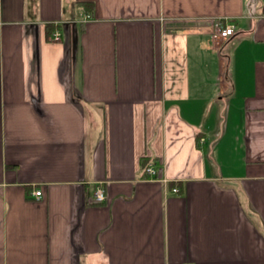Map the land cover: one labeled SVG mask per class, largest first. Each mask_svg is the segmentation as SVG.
Returning <instances> with one entry per match:
<instances>
[{"label": "crops", "instance_id": "obj_1", "mask_svg": "<svg viewBox=\"0 0 264 264\" xmlns=\"http://www.w3.org/2000/svg\"><path fill=\"white\" fill-rule=\"evenodd\" d=\"M0 264H264V0H0Z\"/></svg>", "mask_w": 264, "mask_h": 264}, {"label": "built area", "instance_id": "obj_2", "mask_svg": "<svg viewBox=\"0 0 264 264\" xmlns=\"http://www.w3.org/2000/svg\"><path fill=\"white\" fill-rule=\"evenodd\" d=\"M89 17V15H88ZM236 32V25L232 22H219L216 24V27H215V35L216 37H219V38H227V37H230L232 35H234ZM53 38L55 40H60L61 39V33L59 31H55L54 35H53ZM146 174L153 178V179H158L159 178V174H160V170L159 168L156 166V164L154 162H150L148 164V166L146 167ZM174 191H177L178 188L175 187L173 189ZM35 195L38 199L41 198L42 196V190H36L35 192ZM107 199V191H106V188L104 187V185H99L97 188H96V191L94 193V201L96 203H102L104 202L105 200Z\"/></svg>", "mask_w": 264, "mask_h": 264}, {"label": "trees", "instance_id": "obj_3", "mask_svg": "<svg viewBox=\"0 0 264 264\" xmlns=\"http://www.w3.org/2000/svg\"><path fill=\"white\" fill-rule=\"evenodd\" d=\"M84 4L87 5V6H91L93 3L90 2V1H86V2H84ZM150 162H152V160L149 157H147V156H144V157L141 158V165H142L144 171L146 170V167L148 166V164Z\"/></svg>", "mask_w": 264, "mask_h": 264}]
</instances>
